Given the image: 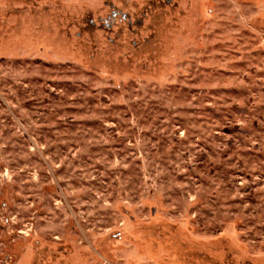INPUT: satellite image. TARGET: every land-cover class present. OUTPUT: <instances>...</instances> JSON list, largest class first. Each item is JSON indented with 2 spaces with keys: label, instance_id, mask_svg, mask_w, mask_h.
I'll use <instances>...</instances> for the list:
<instances>
[{
  "label": "rangeland",
  "instance_id": "1",
  "mask_svg": "<svg viewBox=\"0 0 264 264\" xmlns=\"http://www.w3.org/2000/svg\"><path fill=\"white\" fill-rule=\"evenodd\" d=\"M0 264H264V0H0Z\"/></svg>",
  "mask_w": 264,
  "mask_h": 264
}]
</instances>
